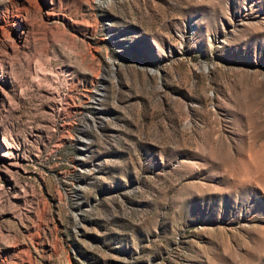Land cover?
I'll use <instances>...</instances> for the list:
<instances>
[{"label": "rangeland", "instance_id": "374dc122", "mask_svg": "<svg viewBox=\"0 0 264 264\" xmlns=\"http://www.w3.org/2000/svg\"><path fill=\"white\" fill-rule=\"evenodd\" d=\"M0 264H264V0H0Z\"/></svg>", "mask_w": 264, "mask_h": 264}, {"label": "bare ground", "instance_id": "6f19581e", "mask_svg": "<svg viewBox=\"0 0 264 264\" xmlns=\"http://www.w3.org/2000/svg\"><path fill=\"white\" fill-rule=\"evenodd\" d=\"M20 25H21V24H19V26H20ZM19 26H18V27H19ZM16 32H17V33H18V35H19V37H18V38H19V40H22V36H21V34H22V33H21V32H18V30H16Z\"/></svg>", "mask_w": 264, "mask_h": 264}]
</instances>
